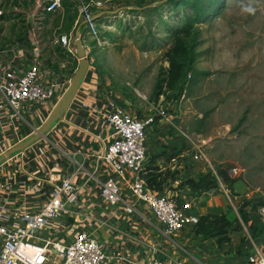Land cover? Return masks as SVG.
Wrapping results in <instances>:
<instances>
[{
  "label": "rangeland",
  "instance_id": "374dc122",
  "mask_svg": "<svg viewBox=\"0 0 264 264\" xmlns=\"http://www.w3.org/2000/svg\"><path fill=\"white\" fill-rule=\"evenodd\" d=\"M45 1L0 0V49L38 42L49 67L71 74L80 61L58 41L72 34L77 46L80 39L119 102L139 114L166 113L150 158L153 170L170 175L166 193L192 195L189 180L213 173L232 200L238 196L236 218L249 201L257 221L264 203V0H97L101 8L93 0H65L51 14L42 12ZM187 22L199 55L179 97L156 86L169 67L164 55L172 34ZM232 181L246 191L235 193ZM252 234L250 224L235 234L242 245L234 255L252 253ZM252 238L264 246V234Z\"/></svg>",
  "mask_w": 264,
  "mask_h": 264
},
{
  "label": "built area",
  "instance_id": "2783aa9c",
  "mask_svg": "<svg viewBox=\"0 0 264 264\" xmlns=\"http://www.w3.org/2000/svg\"><path fill=\"white\" fill-rule=\"evenodd\" d=\"M64 1L46 0L42 12H57ZM90 5L101 8L103 3L93 0ZM85 23L93 24L91 18ZM58 42L69 56L81 61L76 38L72 34L61 36ZM84 50L88 70L83 80L86 86L79 92L86 98L89 89H97L95 92L98 95L93 103L100 102L101 109L97 108L96 112L102 114L107 130V150L99 159L106 170H111V174L108 173L100 183L98 200L113 208L120 207L129 218L139 215V220L147 221L150 217L151 228L145 233L154 241L153 245H149L154 256L146 264H168L171 254L167 249L183 250L190 256L177 237L189 229L194 230L191 232L195 234V227L200 221V216L195 212L196 195L186 192L182 195L162 194L152 189L145 180L152 134L163 121H167L166 113L139 114L129 109L128 103L119 102L110 91L98 90L104 84L103 78L88 50ZM75 72L61 74L49 67L38 42L31 45L16 42L0 49V158L15 149L16 146L12 145L14 136H18L20 145L36 136L44 140L58 133L47 135L41 132L66 96ZM85 102L79 101L83 107L93 110L94 105ZM30 153L22 149L12 154L0 164V170L8 169L6 167L15 158L23 159ZM27 167L28 164L26 167L20 164L21 170ZM34 174L41 176L40 183L32 186V192L40 200L34 211L11 219L5 205L0 207V264H121L126 260L118 254L113 257L90 230L76 228L71 222L72 206L80 202V192L71 178L65 177L57 182L50 173L39 168ZM120 180L125 184L120 185ZM219 186L235 209L238 196L232 200L230 190H226L221 182ZM129 196L140 206L129 202ZM249 197L250 193L247 192L246 198ZM143 210L148 217L143 216ZM257 216L264 225V204L258 206ZM241 224L245 229L248 227L243 222ZM65 234L69 240L58 239V235L66 237ZM251 243L253 251L247 255L246 264H264V246L257 245L253 239ZM128 263L136 264V261L128 258Z\"/></svg>",
  "mask_w": 264,
  "mask_h": 264
},
{
  "label": "crops",
  "instance_id": "0c3cea01",
  "mask_svg": "<svg viewBox=\"0 0 264 264\" xmlns=\"http://www.w3.org/2000/svg\"><path fill=\"white\" fill-rule=\"evenodd\" d=\"M85 86V82L81 83L67 111L47 132V135L57 131L59 134H52L50 139L38 138L32 144L23 148V150L26 149L31 152L29 156L18 160L15 158L6 167L8 169L0 170V207L5 205L8 215L11 216L10 218L15 219L24 213L34 211L39 206L40 200L36 199V194L32 192V186L40 183L41 179V176L34 174L37 168L50 173L53 179L58 180L57 182L69 177L80 192V202L72 206L74 212L71 215V222L75 224V227H84L90 230L91 234L102 243L104 249L111 253L113 257L116 254L125 257L126 260L121 264H129L128 258L135 260L136 264H146L154 256L153 250L150 248L154 241L149 239L145 233L148 232L147 230L151 228L152 224L146 211L143 210L142 214L148 217L149 221L139 220V215L129 218L120 207L113 208L97 198L101 189L100 183L105 180L108 173L111 174V170L108 168L106 170L103 161L99 159L107 150V130L104 126L102 114L96 112L97 108L101 106L100 102L93 103L95 96L98 95L95 92L97 89H89L85 98L80 95ZM104 86L103 84L98 90H105ZM106 90L110 91L109 89ZM76 98L81 102L86 101L85 104L94 105L93 110L83 107L79 101L75 100ZM159 126L162 128V123ZM156 137V133L152 134L150 158L151 154L155 155L158 150L153 144ZM30 140L19 145L18 136H14L12 145L16 146L15 149L20 148ZM179 151L182 150H177V153ZM150 158L147 163V174L159 172V170L152 169V165L153 167L157 165H151ZM20 164H24L25 167L28 164V170L26 168L21 170ZM158 165L160 166V164ZM25 170L26 172H24ZM128 177L131 178V175H128ZM124 184L125 181L120 180V185ZM166 184L163 191L158 192L168 195ZM220 187L207 194L194 196L195 212L198 216L224 213L229 215V218L236 217L233 205L230 204L231 206H229L227 204L228 198ZM233 190L237 194H243L246 188L245 185L236 182L233 185ZM180 192L182 191L176 190L172 193L179 195ZM126 194L128 195V192ZM128 198L129 202L140 206L133 198L130 196ZM139 209L141 208L139 207ZM10 221L13 222V220ZM191 231L194 230L189 229L185 234L177 237L179 243L185 247L190 256L183 250L167 249L168 254H171L170 261L167 257H163V259L168 260V264H176L177 262H183L184 264H246L247 255L245 257L234 255L235 252L232 251L233 248L236 249L242 245L239 238L235 237L238 232L231 235L232 242L230 244L220 247L217 244V239L205 240L196 233L192 234ZM65 235L66 237L58 235V239L66 238L69 240L68 235ZM117 260L118 258H116Z\"/></svg>",
  "mask_w": 264,
  "mask_h": 264
},
{
  "label": "trees",
  "instance_id": "16d2710c",
  "mask_svg": "<svg viewBox=\"0 0 264 264\" xmlns=\"http://www.w3.org/2000/svg\"><path fill=\"white\" fill-rule=\"evenodd\" d=\"M210 1H212V4L217 2V0ZM2 18L3 15L0 16V20ZM28 43L31 45L30 41ZM196 47L193 28L189 22L173 32L171 45L164 55L169 67L163 78L159 79L156 90L179 91L178 96L180 97L187 83V75L192 70L199 55L196 53ZM155 171H158V169ZM169 177V174L163 172H153L145 175V180L152 189L161 191L168 182ZM188 185L192 195L196 196L207 194L219 188L218 179L213 173L202 174L198 179H191ZM250 203L249 201L243 202L244 205L241 206V217L239 219L236 217L233 219L229 218V215L224 213L201 216L198 225L195 227V233L205 240L217 239V244L221 247L232 242L231 235L233 233L241 232V228H243L241 222H243L246 226L250 224L253 236H262L264 234V225L259 222L258 216H256L257 221L255 222L250 219L252 212L255 211V208H252ZM248 208L251 209L248 210Z\"/></svg>",
  "mask_w": 264,
  "mask_h": 264
},
{
  "label": "water",
  "instance_id": "95a60500",
  "mask_svg": "<svg viewBox=\"0 0 264 264\" xmlns=\"http://www.w3.org/2000/svg\"><path fill=\"white\" fill-rule=\"evenodd\" d=\"M77 47H78V55L81 59L80 65L78 70L75 72L72 81H71V87L69 88L68 92L66 93V96L63 98V100L60 102L58 107L56 108L53 115L50 117L48 122L45 124L44 128L42 129V134L47 133L52 126L62 118L63 114L67 109L69 108L72 100L74 99L76 93L78 92V89L83 81V79L86 76L87 70H88V61L85 56V50L81 45L80 39L77 40ZM39 137H35L32 140H30L28 143H26L23 147L16 148L12 150L11 152L7 153L5 156H2L0 158V164L6 161L12 154L22 150L23 148H26L33 142H35Z\"/></svg>",
  "mask_w": 264,
  "mask_h": 264
}]
</instances>
